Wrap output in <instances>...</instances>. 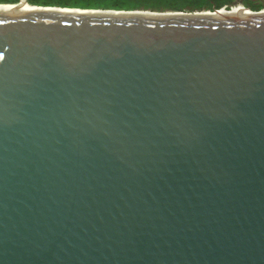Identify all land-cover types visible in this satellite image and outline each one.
Masks as SVG:
<instances>
[{
  "label": "water",
  "instance_id": "obj_1",
  "mask_svg": "<svg viewBox=\"0 0 264 264\" xmlns=\"http://www.w3.org/2000/svg\"><path fill=\"white\" fill-rule=\"evenodd\" d=\"M84 10H0V264H264V9Z\"/></svg>",
  "mask_w": 264,
  "mask_h": 264
},
{
  "label": "trees",
  "instance_id": "obj_2",
  "mask_svg": "<svg viewBox=\"0 0 264 264\" xmlns=\"http://www.w3.org/2000/svg\"><path fill=\"white\" fill-rule=\"evenodd\" d=\"M18 2L19 0H0V5H17ZM27 2L42 7L118 11L195 12L221 10L232 5H236L234 8L243 6L251 11L264 9V0H27Z\"/></svg>",
  "mask_w": 264,
  "mask_h": 264
},
{
  "label": "bare ground",
  "instance_id": "obj_3",
  "mask_svg": "<svg viewBox=\"0 0 264 264\" xmlns=\"http://www.w3.org/2000/svg\"><path fill=\"white\" fill-rule=\"evenodd\" d=\"M0 10L3 11H15V12H26V13H38V14H48V13H53V12H59L61 14H65V13H85L88 12L87 10L84 9H60V8H31L29 10L28 7H26L25 3L23 1H21L19 4L17 5H0ZM226 10L221 9L215 12V14L217 15H225L224 12ZM228 11V10H227ZM264 11V10H263ZM229 13L232 14H251V11L249 9H246L245 7L242 8H232L230 10ZM264 13V12H263ZM112 17V16H109Z\"/></svg>",
  "mask_w": 264,
  "mask_h": 264
},
{
  "label": "rangeland",
  "instance_id": "obj_4",
  "mask_svg": "<svg viewBox=\"0 0 264 264\" xmlns=\"http://www.w3.org/2000/svg\"><path fill=\"white\" fill-rule=\"evenodd\" d=\"M233 7H236V5L234 6V5H232L231 7L229 6L228 8H225V10H228V11H230L231 9L230 8H233ZM238 7V6H237Z\"/></svg>",
  "mask_w": 264,
  "mask_h": 264
}]
</instances>
